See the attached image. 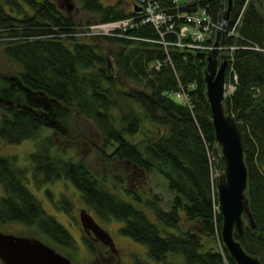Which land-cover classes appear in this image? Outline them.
Wrapping results in <instances>:
<instances>
[{
    "label": "trees",
    "instance_id": "obj_1",
    "mask_svg": "<svg viewBox=\"0 0 264 264\" xmlns=\"http://www.w3.org/2000/svg\"><path fill=\"white\" fill-rule=\"evenodd\" d=\"M154 1L171 17L178 32L187 24L186 16L204 10L217 24L227 8V0ZM78 2L89 15L84 24L114 23L134 16L120 3ZM232 3L230 17L235 28L232 35L222 33L220 46H235L230 53L232 71L229 66L225 69V83H233L235 89L225 97L223 106L242 135L248 171L246 195L257 226L251 230L246 225L244 237L234 233L233 238L264 264V10L253 0ZM54 4L52 0H0V49L18 65L14 80L32 104L43 97L51 109L62 108L90 123L101 139V146H93L103 163L129 166L131 171L123 176L113 168L111 179L100 180L83 163L55 151L52 139L43 136L51 127L46 122H54L50 109L41 112L43 106L37 104V112L2 104L0 139L8 144L34 140L35 150L26 167L18 166L14 157L0 156V225L34 227L55 245L75 248L67 228L46 214L24 185L29 176L35 187L65 180L97 218L123 222L118 233L145 246L147 256L159 264L169 254L181 255L184 264H235L223 244L220 242L219 249L215 244L221 241L222 216L216 178L211 175L212 170L222 173L223 161L204 92L207 52L175 46L164 49L160 44L125 38L81 36L74 16ZM132 35L159 39L149 26ZM166 40L173 43L177 38L168 35ZM213 42L214 34L203 44L210 48ZM225 51L220 58L228 59L222 55ZM108 53L113 65H109ZM180 93L188 103L173 96ZM143 125L155 129V141L131 142ZM134 172L164 178L173 193L168 210L160 207L157 196L143 198L136 186L129 187L126 181L133 180ZM62 204L60 208L70 214L71 203L64 199Z\"/></svg>",
    "mask_w": 264,
    "mask_h": 264
},
{
    "label": "rangeland",
    "instance_id": "obj_2",
    "mask_svg": "<svg viewBox=\"0 0 264 264\" xmlns=\"http://www.w3.org/2000/svg\"><path fill=\"white\" fill-rule=\"evenodd\" d=\"M59 10L62 12L71 13L74 16L75 20L79 24L77 31L84 30L85 28L98 23L93 24H84L89 19V15L85 14L82 11L81 5L78 0H52ZM187 2H193L192 0H177L176 4H183ZM256 5L261 6L264 10V0H253ZM106 5H114L120 3L124 9L128 11H133L134 15L136 14V7L134 0H105ZM68 6H72V9L68 11ZM225 11V10H224ZM224 13V12H223ZM222 13V14H223ZM216 28L212 29L210 36L214 34L215 39ZM80 32V31H79ZM229 32V35H232L233 32ZM208 37V39L210 38ZM145 43V42H144ZM155 44V43H151ZM161 45V44H160ZM213 46V44H212ZM212 46L207 47L205 50L208 53ZM219 56L218 60L220 63L223 61L231 62L230 53L234 50L235 46L223 48L220 46L219 41ZM1 48V47H0ZM106 48L109 46L106 45ZM254 49V48H253ZM226 50L223 54L228 55V59L220 58L221 52ZM224 55V56H226ZM109 65H113V58L111 53H108ZM233 61V60H232ZM156 69L159 66L155 67ZM227 68V67H226ZM230 68V66H229ZM18 65L5 56L2 49H0V105H15L16 107L29 108L33 111H39L36 107H39L37 104H32L29 102L28 96L25 94L24 90L17 86V82L14 80V73L18 72ZM230 71L231 68H230ZM113 74L114 71H112ZM236 76H233V81L236 83ZM233 83L227 82L225 84V96H229L234 91ZM173 96L182 101L183 103H188L185 99L186 96L183 95L182 98H177L175 94ZM51 105V103H50ZM42 107V106H40ZM39 109V108H38ZM50 109L53 113V121L50 124V128L43 131V136H49L52 139L55 151H61L64 156L72 157L75 160L86 165L90 171H92L96 176L102 179H111L112 170L118 175L126 174L130 172L131 168L125 165H115L114 167L109 166L103 163L101 156L98 153V150L93 145L101 146V139L98 133L93 129L90 123L76 119L71 114L63 111L62 108H41L43 110ZM4 116V113L0 109V118ZM142 139H147V141H155V129L150 126L143 125L141 133L136 137L130 139L131 142L137 143ZM35 150V141L34 140H25L19 144H8L0 139V156L3 157H14L16 158V164L20 167H26L28 165L29 155ZM212 161V160H211ZM223 171V170H222ZM220 175L218 172L212 170V177L217 179V176ZM136 177L139 179L136 181ZM142 178V179H141ZM132 182V183H131ZM126 183L131 186L133 189L136 186L135 191L143 198H149L157 196L160 200V207L163 210L169 209V200L173 198V193H170L166 187V181L157 173H151L149 175H141L140 173L134 172L133 180H127ZM146 183V184H145ZM132 184L134 186H132ZM29 191L34 195L35 198H38L40 205L43 207V210L51 217H54L61 225H63L71 233L74 238L76 249L72 248H63L58 245H55L47 237L41 235L38 230L34 227H24L21 224L17 223H6L0 225V232L5 234H13L15 236H24L35 238L41 241L43 244L52 247L58 253H61L62 256L72 260L73 264H86L85 262L89 258V254L86 252L84 247L80 244L78 240V235L81 234V225L79 222V214L81 211H86L90 216H92L113 238V241L118 249H121L120 255L129 254V256H122L123 261L121 264H129L131 262L130 255L131 253L138 255L140 258L136 263L133 264H159L154 260L150 259L146 254V247L135 243L128 237L121 235L119 229L123 226V222L116 221L111 219L110 221H103L97 218L90 209L86 207L83 203V200L80 196V193L73 187V185L65 180H59L48 183L46 186L35 187L32 183L30 176L28 177V183L24 184ZM117 193L121 195L118 191L121 190V187L117 185ZM2 188L0 187V195H2ZM68 201L70 204V214L64 212L59 205H62L63 200ZM151 218V216H149ZM221 239V237H219ZM222 241H217L215 244L217 249L220 248L219 244ZM73 251V255L69 254L70 251ZM85 258V260H84ZM87 259V260H86ZM88 262V261H87ZM116 260L112 261L111 264H115ZM163 264H184L183 257L177 254H169L166 258V261Z\"/></svg>",
    "mask_w": 264,
    "mask_h": 264
},
{
    "label": "water",
    "instance_id": "obj_3",
    "mask_svg": "<svg viewBox=\"0 0 264 264\" xmlns=\"http://www.w3.org/2000/svg\"><path fill=\"white\" fill-rule=\"evenodd\" d=\"M232 4V0H227V8L218 19L213 46L206 55V68L203 70L206 86L204 92L210 108L214 138L223 161V171L216 179L218 207L222 216L220 237L235 264H262L257 257L246 253L240 242L233 238L234 233L238 238H243L246 225L251 230L257 226L246 195L248 171L244 162L242 135L233 118L224 112L223 106L227 62L220 63L218 60L219 41L222 33L232 25ZM71 9L72 6H68V11ZM36 103L44 109L50 108V103L43 97L36 99ZM44 120L47 121L45 117ZM46 123L49 126L52 124ZM79 222L84 232H92L105 244L112 245L108 233L86 211L80 212ZM0 261L3 264H70L67 258L37 239L1 232Z\"/></svg>",
    "mask_w": 264,
    "mask_h": 264
},
{
    "label": "built area",
    "instance_id": "obj_4",
    "mask_svg": "<svg viewBox=\"0 0 264 264\" xmlns=\"http://www.w3.org/2000/svg\"><path fill=\"white\" fill-rule=\"evenodd\" d=\"M136 7V14L132 17L122 19L116 22H109L104 24H93L83 31L79 30L82 35L88 37H117L137 40L139 42L161 44L164 49L169 46L177 48H191L206 51L203 43L210 36L214 28L209 16L204 10L186 16L184 19L187 22L183 27H180L179 32L175 29V24L172 22L170 16L160 10L159 4L154 0H134ZM177 0H174L176 3ZM196 1V0H192ZM149 26L153 28L159 39L152 40L150 38H135L131 34L133 31L141 27ZM130 33V34H129ZM168 35H173L177 40L170 43L166 40ZM255 51L257 47H253ZM158 66V64H157ZM177 98H182L183 95L175 94ZM186 99V98H185ZM187 101V100H186Z\"/></svg>",
    "mask_w": 264,
    "mask_h": 264
},
{
    "label": "flooded vegetation",
    "instance_id": "obj_5",
    "mask_svg": "<svg viewBox=\"0 0 264 264\" xmlns=\"http://www.w3.org/2000/svg\"><path fill=\"white\" fill-rule=\"evenodd\" d=\"M93 220L106 233H108L94 218H93ZM78 233H79L78 240H79L80 244L84 247L86 252L89 254L88 260L86 259L88 262L87 261L85 262L86 264H111V262L114 260H116L115 264H121L122 263L121 261H123L122 256H125V257L129 256V254H124V255L119 254V253H121V249H118L116 247V245L113 241V238L111 237V235L109 233H108V235L111 238L112 245L105 244L106 243L105 241L103 242L101 239L96 238V236L94 234H92V232H89V233L84 232L82 227H81V234H80V232H78ZM11 235H13V234H11ZM27 238H30V237H27ZM75 249H76V244H75V248H72V250H75ZM72 250L69 252V254L73 255L74 252ZM55 252L57 254L61 255V253H58L57 251H55ZM139 258L140 257L138 255L131 253V255H130L131 262L129 264H133L132 262L136 263ZM67 259L70 261V264H73L71 259H69V258H67ZM84 260H85V258H84ZM0 263H1V261H0ZM1 264H3V263H1Z\"/></svg>",
    "mask_w": 264,
    "mask_h": 264
},
{
    "label": "bare ground",
    "instance_id": "obj_6",
    "mask_svg": "<svg viewBox=\"0 0 264 264\" xmlns=\"http://www.w3.org/2000/svg\"><path fill=\"white\" fill-rule=\"evenodd\" d=\"M206 13V12H205ZM206 15L208 16V14L206 13ZM222 15V14H221ZM220 15V16H221ZM219 16V17H220ZM219 19V18H218ZM218 22V21H217ZM214 25V27L217 29V24H213ZM234 28H235V25H233V22H232V25H231V27L229 28V30L228 31H233L234 30ZM225 32V31H224Z\"/></svg>",
    "mask_w": 264,
    "mask_h": 264
}]
</instances>
